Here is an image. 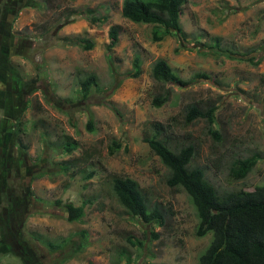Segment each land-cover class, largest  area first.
Segmentation results:
<instances>
[{
	"label": "rangeland",
	"instance_id": "rangeland-1",
	"mask_svg": "<svg viewBox=\"0 0 264 264\" xmlns=\"http://www.w3.org/2000/svg\"><path fill=\"white\" fill-rule=\"evenodd\" d=\"M15 1L0 0V171L8 161L0 178L14 197L9 204L0 193V264H199L213 233L197 235L195 205L183 187L168 184L170 170L145 138L159 130L174 150L194 145L189 166L203 168L218 188L264 184V0H188L182 31L162 40L154 39L155 24L123 16L124 0ZM216 38L220 48L210 49ZM136 57L142 71L134 77ZM161 58L185 85L154 77ZM91 73L99 86L86 96L80 82ZM191 104L216 107L220 139L206 118L187 120ZM17 117L27 150L13 144L16 129H3ZM64 140L77 148L68 152ZM254 153L247 177L230 179L234 159ZM115 177L135 179L163 223L129 213ZM56 200L85 205L84 217L68 221ZM65 238V250L49 248Z\"/></svg>",
	"mask_w": 264,
	"mask_h": 264
},
{
	"label": "trees",
	"instance_id": "trees-1",
	"mask_svg": "<svg viewBox=\"0 0 264 264\" xmlns=\"http://www.w3.org/2000/svg\"><path fill=\"white\" fill-rule=\"evenodd\" d=\"M187 2L188 0H124L122 13L124 17L133 22L155 24L154 39L162 40L166 34L173 33V31H182L181 14ZM13 5L14 2L11 6ZM159 26L164 29L163 32H160ZM110 37L113 40L118 38L117 26L111 27ZM77 43H81L85 49H91L94 46V41L89 38H81ZM218 47L220 48V40L216 38L209 48L216 49ZM9 64L14 66L11 59ZM152 70L154 77L159 81H179L183 85L186 83L165 59H158L154 63ZM141 71V60L136 57L134 70L130 75L139 76ZM197 75L199 77L208 76L204 72ZM16 85L19 88H25L24 83L19 82V85L17 83ZM80 86L84 95H89L93 87L99 86L97 75L91 73L84 76L81 78ZM167 100L168 95L165 94L157 96L154 102L157 106H161ZM215 111V106L203 110L197 104H191L186 116L189 122L196 118H206L211 126L210 132L216 139H220V132L213 128V124L216 122ZM13 121L11 130L7 128V124L3 129L7 131L16 129V140L13 144H18L21 148L27 150L28 145L24 143L22 136L23 121L20 117L15 118ZM88 127L91 130L93 129L92 113ZM145 141L148 142L152 150L169 168L168 184L170 186L183 187L189 194L199 217L197 235L205 236L209 232L213 233L212 241L199 257V264H264V184L257 185L254 189L218 188L206 179L203 168H191L189 166L195 155L194 145L189 144L181 149L174 150L167 141L161 140L159 130L153 133L152 136L146 137ZM113 144L118 148L121 147L119 141H114ZM62 147L71 152L77 148V145L69 140H64ZM4 152L5 146L3 147L2 145L3 158L5 157ZM113 152L114 149L112 148L111 153ZM256 156V153H254L234 159L231 167H229L230 179L240 180L246 178L257 163ZM7 162L4 158L0 176H2L3 172L5 173V168H8ZM216 167L217 170H221L222 163H219ZM65 169L67 170L68 167H65ZM92 177L93 172L87 176L89 179ZM2 184L3 182L0 178V187L2 189L0 193L9 201V204H13L12 187L8 184L7 188L10 187V190H6L7 188H2ZM113 189L119 201L129 213L140 217L147 223L153 221L163 223L164 216L160 208L158 206L150 208L139 183L135 179L115 177ZM56 203L64 207L63 216L68 221L81 220L85 215V205L83 204L75 205L73 202L63 204L62 200H56ZM10 207H13L14 211L19 209L14 207V205ZM5 222L8 223V219L5 218ZM81 233L85 235L84 231ZM66 242V238L63 243L60 240L56 242L49 241L48 246L51 250L61 249L63 251L66 248ZM76 249H79V247Z\"/></svg>",
	"mask_w": 264,
	"mask_h": 264
}]
</instances>
